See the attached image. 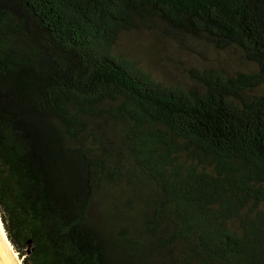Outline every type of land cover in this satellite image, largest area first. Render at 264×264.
<instances>
[{"label":"trees","instance_id":"trees-1","mask_svg":"<svg viewBox=\"0 0 264 264\" xmlns=\"http://www.w3.org/2000/svg\"><path fill=\"white\" fill-rule=\"evenodd\" d=\"M138 30L247 70L168 85ZM0 215L23 264H264V0H0Z\"/></svg>","mask_w":264,"mask_h":264},{"label":"rangeland","instance_id":"rangeland-1","mask_svg":"<svg viewBox=\"0 0 264 264\" xmlns=\"http://www.w3.org/2000/svg\"><path fill=\"white\" fill-rule=\"evenodd\" d=\"M187 43L177 45L160 36L138 30L122 35L114 51L116 55L139 61L157 80L168 85H185L188 82V70L191 68L202 69L220 65L231 72L247 70L233 51L216 52L200 43ZM120 188L116 187L110 192L114 196L121 195L124 190L121 192ZM105 212L104 200H98L93 208L94 217L106 222L108 216ZM13 249L20 258L14 247Z\"/></svg>","mask_w":264,"mask_h":264},{"label":"bare ground","instance_id":"bare-ground-1","mask_svg":"<svg viewBox=\"0 0 264 264\" xmlns=\"http://www.w3.org/2000/svg\"><path fill=\"white\" fill-rule=\"evenodd\" d=\"M0 264H22L10 243L0 215Z\"/></svg>","mask_w":264,"mask_h":264}]
</instances>
